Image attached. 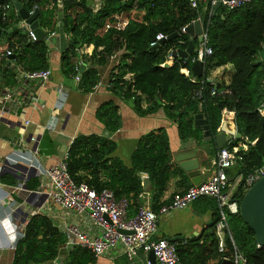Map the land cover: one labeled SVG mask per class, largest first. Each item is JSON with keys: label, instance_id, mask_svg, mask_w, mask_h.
I'll use <instances>...</instances> for the list:
<instances>
[{"label": "trees", "instance_id": "obj_1", "mask_svg": "<svg viewBox=\"0 0 264 264\" xmlns=\"http://www.w3.org/2000/svg\"><path fill=\"white\" fill-rule=\"evenodd\" d=\"M19 1L28 10L38 8V23L45 35L31 40L26 27L19 24L12 1L4 17L0 7V51L9 48L10 55L14 56L11 62L4 56L0 58V92L17 82L19 69L49 66L47 36L53 30H60L65 34L66 45L60 52L59 68L72 85L75 75H79L74 83L78 90H93L100 81L101 68L111 62L107 88L129 101L137 114H148L162 107L165 116L176 124L182 140L192 137L198 143L206 142L202 127L194 123L195 113H203L214 135L222 109L233 110L234 123L241 136L224 145L241 141L247 147L239 149L240 157L228 171L231 180L237 174L244 178L264 163V114L257 109L264 98V61L255 62L264 44V0H250L234 8L220 4L211 12L202 4L192 7L189 0H101L97 6L93 0ZM116 15L127 20L123 28L112 25ZM198 17L206 31V44L211 48L204 62V73L196 75L191 71L193 51L187 57L177 55L171 62L161 64L171 49L186 47L189 38L193 47L196 45L197 37L190 36L181 27ZM157 32L167 37L151 45ZM89 44L92 50L81 52L80 48ZM80 61L85 64L82 71L78 69ZM228 63L232 70L227 83L209 78L212 70ZM183 66L190 69L189 75L180 70ZM95 117L107 131H115L120 118L118 105L112 99L102 101L95 109ZM210 141L213 137L207 140ZM115 147L116 141L109 134L78 133L70 141L65 159L71 177L77 182L84 181L98 190L107 187L117 198L126 196L128 216L134 215L142 203L144 173L151 180L149 202L154 210L170 200L162 196L173 174L185 188L192 183L185 171L171 167L169 138L163 126L151 128L138 137L129 165L113 154ZM0 179L11 185L17 182L8 171L2 172ZM26 184L28 188H36L38 176H29ZM244 191L239 183L233 194L240 197ZM200 198L212 211L213 224L209 226L212 232L208 234L212 236L211 244L217 248L214 231L219 217L217 200L211 196ZM225 218L228 228L220 253L232 257L237 249L245 257L242 264H264V245L256 243L253 230L239 211L227 209ZM66 237L48 214L40 210L30 214L23 234L15 243L10 264H51ZM193 238H188V242ZM181 240H174L179 258L200 263L187 256L189 246L181 245ZM95 260L96 256L80 245L67 247L62 258L63 264H94Z\"/></svg>", "mask_w": 264, "mask_h": 264}, {"label": "crops", "instance_id": "obj_2", "mask_svg": "<svg viewBox=\"0 0 264 264\" xmlns=\"http://www.w3.org/2000/svg\"><path fill=\"white\" fill-rule=\"evenodd\" d=\"M19 24L26 27L24 23ZM47 43L49 66L51 67L49 77L44 81L18 78L17 82L9 88L12 100H5V111L0 109V162L7 158L10 163L20 162L27 165L32 163L38 167L49 166L64 157L70 141L76 134L94 132L111 135L116 141L113 154L121 157L129 165L131 152L138 137L151 128L163 126L169 138L172 156L171 167H179L186 172L179 165L178 159L185 155L188 147L194 146L200 165L201 180L210 174L213 168L212 158L216 151L215 148H217L214 138L213 141L207 142V139L203 140L206 142L201 143L192 137L187 140L180 139L176 124L165 116L162 107L148 114H137L129 101L107 88V73L111 62L101 68L100 81L93 90L88 92L78 90L74 86L76 79L73 81V85L70 84L65 80L59 68L60 52L66 45L65 34L60 30H55L53 34L47 36ZM80 50L89 53L92 50V44L84 45ZM231 70L232 66L228 63L216 67L210 72L209 77L224 80L227 83ZM30 92L38 97L37 102L33 103L30 100ZM15 99L19 102L17 103ZM108 99H112L118 105L119 119L121 120V125H118V128L113 132L107 131L103 123L95 117L96 107ZM2 103L3 101L0 99V106ZM222 117L230 127L236 126L232 110L223 108ZM25 118L29 119L28 123H25ZM34 148H37L36 153L33 151ZM232 168L233 166H230L227 172ZM4 171L9 172V167L0 171V174ZM19 173L21 174V172ZM186 174L188 175L187 172ZM144 175L147 174L144 173L142 177ZM188 177L193 183L190 175ZM177 180L178 176L173 174L162 198L170 199L173 194L179 193L185 188L183 185H179ZM10 185L0 179V264H10L11 262L13 249L9 246L21 236V229L17 225L18 215L20 214L21 217L24 215L21 212H18V215H13L11 209L14 202L25 198V192L12 190ZM150 187L151 183L147 189H143V192L140 193L142 201H149ZM23 205L25 207L21 208H25L24 211L28 213V209L33 203ZM47 213L59 227L65 222H76L88 232H96L92 224L83 216L66 212L62 208ZM210 221L213 222L212 211L210 208H206L205 200L199 197L184 208L160 213L155 235L163 237L175 235L177 239H182L180 244L189 246L187 256L191 257L193 261L204 264H221L226 255L220 253L221 250L211 244L212 236L208 234L212 232V229L209 228ZM224 236L225 233L222 236L223 240ZM188 238H193V240L188 242ZM66 249L62 246L59 254L50 263L63 264L62 258ZM119 250V247H114L97 255L94 264H156L152 261L149 253L141 249L137 250L131 259H128Z\"/></svg>", "mask_w": 264, "mask_h": 264}, {"label": "built area", "instance_id": "obj_3", "mask_svg": "<svg viewBox=\"0 0 264 264\" xmlns=\"http://www.w3.org/2000/svg\"><path fill=\"white\" fill-rule=\"evenodd\" d=\"M101 0H93V4L97 6ZM250 0H189L192 7H198L202 4L205 8L209 9V12L216 6L218 2L223 4L227 8H234L241 6L242 4L249 2ZM0 7L4 11L3 17L7 14L8 9L11 8V0L0 2ZM35 6L29 9L31 13ZM16 15L17 9L14 7ZM20 18V17H19ZM200 18V17H198ZM19 23H24L27 29V35L31 40L37 39V35L32 28L26 24L23 19L20 18ZM127 20L118 18L112 23L117 28H123ZM110 25V24H108ZM107 25V26H108ZM185 26V25H184ZM184 26L181 30L184 31ZM55 31H51L49 34H53ZM203 37L198 40L193 47V54L190 55L192 62L195 60H201L205 62L206 56L211 53V48L206 44V31L203 28ZM167 35L162 32H157L154 39L150 42L151 45H155L159 40L166 38ZM11 54V49L7 48L5 51H0V58L4 56L8 59ZM172 56L168 53L166 61L171 62ZM81 62V61H80ZM186 75H189V68L183 66L180 68ZM51 72V67L38 68L33 70H18V78L24 80L36 79L39 81L46 80ZM194 80V77H190ZM210 78V77H209ZM75 79H79V75H75ZM263 82V94H264V77ZM13 86V85H12ZM9 87L1 92V100L3 103L0 106L1 111H5V100H12V93L9 91ZM214 92V89H212ZM30 100L35 103L38 101L36 95H32L30 92ZM16 100V99H15ZM18 103L19 101L16 100ZM260 114H264V98L257 106ZM233 111V110H232ZM234 112V111H233ZM223 118V117H222ZM221 118V119H222ZM25 123L29 122V119H24ZM34 139V137H32ZM246 148V142H237L232 146L223 145L219 147L212 158L213 168L210 174L204 179L196 183H191L181 192L173 194L169 201L163 202L159 205L157 210H154L150 206V202L142 201L138 206L134 215H127L128 198L126 196L115 197L113 191L107 187L96 189L93 185L84 181L77 182L71 177L66 163V154L61 159L56 160L49 166L38 167L32 163L36 168V175L39 178V185L36 188H28L27 190H36L37 196L33 198L31 202H28L25 198L28 196V192H25V198L14 202L13 208L22 207L25 203L32 204L33 201L40 200L39 195L45 194L43 200L39 205H32L28 209V214L19 216L17 225L21 229V235L23 234L24 226L28 220L30 214L37 211L47 212L50 206L54 205L64 209L66 212L74 213L79 216H83L88 222L96 229V232H88L83 229L76 222H65L59 227L64 233H66V241L62 246L70 247L72 245H80L89 249L95 256L109 251L114 247H119V251L123 253L128 259H131L141 249L145 252L152 251L155 255L157 264H201L195 262H186L181 260L176 251V244L174 241L169 240L167 237L156 236L158 229V216L160 213H166L171 210L184 208L192 201L201 196H211L217 200L219 206V217L215 221L214 231L218 236V248L223 250L224 240L222 236L227 229V221L225 218V210L231 212L238 211V198L233 194L229 183L231 178L228 179L227 169L236 163V160L240 157L239 149ZM37 152V148L33 150ZM67 153V152H66ZM11 165L9 159L5 158L0 162V171L8 168ZM264 173V163L253 171L247 173L244 178H240V174L236 177L240 179L239 183H242L243 188L249 187L258 177ZM28 175L27 171L21 172V179L15 184L10 185L12 190H20L22 184L26 182ZM238 183V184H239ZM23 209V208H22ZM25 209V208H24ZM23 209V210H24ZM22 214L23 211H19ZM120 229L130 230L124 232ZM232 239V237H231ZM16 243V242H15ZM15 243L9 247L14 248ZM227 257V256H225ZM232 260L231 264H242L245 261L244 255L234 250L232 257H227Z\"/></svg>", "mask_w": 264, "mask_h": 264}, {"label": "water", "instance_id": "obj_4", "mask_svg": "<svg viewBox=\"0 0 264 264\" xmlns=\"http://www.w3.org/2000/svg\"><path fill=\"white\" fill-rule=\"evenodd\" d=\"M14 7L17 9L18 16L23 19V21L28 24L30 28L34 30L37 35V38H42L45 35V32L41 29L38 23L37 15L38 8H34V10L30 13L29 10L22 5L19 0H11ZM220 5L218 2L215 8ZM184 31L190 34V36H196L198 40H201L203 37V28L202 23L199 18H196L190 22H188L184 26ZM162 40V39H161ZM193 49V41L192 38L188 39V43L184 48H173L170 51V54L173 57L181 56L187 57ZM259 58L255 60L258 62L259 60L264 61V44L258 51ZM13 55L8 56L9 62L13 58ZM85 67V64L79 63V71ZM191 71L196 75H202L204 73V63L201 60H195L190 67ZM194 123L198 124L203 129V140L214 138L215 144L217 147H221L225 144V142L232 140L233 138L240 137L241 133L237 130V127H230L226 120L223 118L220 121V124L217 128V131L214 135L211 134L209 130V126L207 124L206 118L202 112H197L194 115ZM119 125H121V120L119 119ZM195 147L191 146L186 149L185 155L178 159L179 165L186 170L188 175H190L193 183L199 182L201 177L199 175V162L196 157ZM264 162V158H263ZM27 171L28 175H35L36 168L33 165H27L20 162L11 163L9 166V172H11L16 180L21 179V174L19 172ZM230 175H228V179H230ZM151 183V180L148 175H144L142 178L143 189H147L148 185ZM22 188L19 192L24 191L28 192V196L25 198L28 202H31L35 196H37L36 190H27L28 186L26 182L22 184ZM45 194L39 195L40 200L33 201V205H39L43 200ZM19 211H23L24 215H27V211H24L21 207H17L13 211V215H17ZM238 211L241 215L242 219L248 224V226L254 232V239L257 244L264 245V173L258 177L249 187L245 189L243 194L238 198ZM212 221L209 222V226L212 225ZM124 232H129L130 230L120 229ZM169 240H176L177 236H168ZM149 256L152 261L156 263L155 255L150 250L148 251ZM232 260L230 258L225 257L221 264H231ZM157 264V263H156Z\"/></svg>", "mask_w": 264, "mask_h": 264}, {"label": "rangeland", "instance_id": "obj_5", "mask_svg": "<svg viewBox=\"0 0 264 264\" xmlns=\"http://www.w3.org/2000/svg\"><path fill=\"white\" fill-rule=\"evenodd\" d=\"M49 40H51V39L49 38ZM240 178H241V175H240ZM239 181H240V179H239V178L236 179V177H234L233 180L230 181V183H229V187H231V190H232V191L235 190V188H236V186L238 185ZM188 205H189V204H188ZM190 205H192V204H190ZM57 207H58V206L54 205V209H55V210H57V209L59 208V207H58V208H57ZM54 209H53L52 206H50V208H49V210H54ZM59 209H60V208H59Z\"/></svg>", "mask_w": 264, "mask_h": 264}]
</instances>
